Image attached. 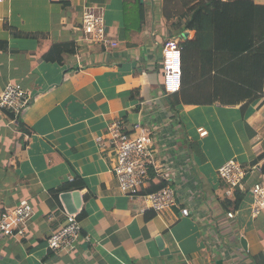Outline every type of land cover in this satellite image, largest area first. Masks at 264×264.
Segmentation results:
<instances>
[{
	"label": "crops",
	"instance_id": "0c3cea01",
	"mask_svg": "<svg viewBox=\"0 0 264 264\" xmlns=\"http://www.w3.org/2000/svg\"><path fill=\"white\" fill-rule=\"evenodd\" d=\"M135 2L0 0V92L7 83L26 92L17 123L13 113L0 108V212L22 199L34 212L23 238L0 236V264H251L249 256L264 255V209L253 217L249 192L253 183L264 182V82L259 98L244 110L246 100L168 110L164 42L173 39L181 47V85L195 99L199 92L191 87L202 83L193 76L214 75L215 36L207 33L200 45L195 31L183 25L172 29L177 16L167 18L164 0H139L142 23L131 11L124 25V8ZM84 9L101 13L104 36L115 46L84 40ZM242 19L224 23L233 28L224 32L228 38L244 37ZM61 43H72L74 53L46 61L51 46ZM234 70L238 82L225 89L230 101L245 80L243 66ZM141 114L161 124L160 156L175 164L171 183L189 216L176 207L157 214L118 188L104 134L112 121L131 124ZM198 128L207 134L199 136ZM184 160L190 163L187 171ZM230 160L260 168L248 170L243 187L236 189L243 194L236 208L228 205L235 191L226 196L217 173ZM59 188L64 190L56 192ZM64 192H77L70 203L81 230L71 253L46 243L65 222ZM228 211L234 219L226 217Z\"/></svg>",
	"mask_w": 264,
	"mask_h": 264
},
{
	"label": "built area",
	"instance_id": "2783aa9c",
	"mask_svg": "<svg viewBox=\"0 0 264 264\" xmlns=\"http://www.w3.org/2000/svg\"><path fill=\"white\" fill-rule=\"evenodd\" d=\"M264 5V0H253ZM81 27L84 40L103 46H115L104 36V24L101 13L92 9L81 12ZM162 86L164 94L177 93L181 87V47L175 40H167L162 48ZM26 103V92L19 84L7 83L0 92V108L13 113V123ZM143 107V103L140 104ZM142 109V108H141ZM149 109V108H148ZM146 109V110H148ZM150 112V111H149ZM139 116L138 121L127 124L117 119L107 125L104 138L113 152V167L118 188L128 198L142 200L150 210L159 214L172 207L179 208L181 216H189V207H183L182 199L176 195L171 181L175 176V164L166 162L165 156H160L161 124L149 116ZM203 137L207 131L197 129ZM190 168V163L184 160L183 171ZM259 170L258 165L243 166L234 160L221 165L218 176L224 182L225 195H233L236 189L242 188L248 170ZM161 185L157 189H149L155 185L154 180ZM163 182V183H162ZM249 192L253 198L251 213L257 217L264 209V182L252 184ZM33 207L26 199H22L14 207H7L0 212V236L23 238L26 227L33 216ZM226 217L234 219V213L228 211ZM54 219V214L49 216ZM81 227L74 213L65 214L64 224H60L46 238L47 246L55 251L71 253L75 249L76 240Z\"/></svg>",
	"mask_w": 264,
	"mask_h": 264
},
{
	"label": "trees",
	"instance_id": "16d2710c",
	"mask_svg": "<svg viewBox=\"0 0 264 264\" xmlns=\"http://www.w3.org/2000/svg\"><path fill=\"white\" fill-rule=\"evenodd\" d=\"M134 4L132 6L133 13L139 17L140 23H142L143 6L140 5L139 0H136ZM163 7L164 14L168 19L172 16H177L170 24V27L174 29L177 25H183L182 28L184 30L195 31L197 39L200 40L198 44L201 45V38L205 39L207 33L210 35V32H213L215 36L212 62L214 75L208 78L206 74H202L201 77L193 76L194 81L200 79V83H202V85L191 87V89L194 88L195 92L198 90V98H190L189 93H187L190 88L182 87V85L177 93L166 95L168 110L176 111L177 106L180 104L203 105L217 102L222 105H235L239 101L246 100L241 106L242 110H244L248 103L259 98L257 92L261 90L264 82V5L254 4L252 0H232L227 2L222 0H164ZM238 15L244 18L242 20L245 23V27L241 28L244 37L240 39L228 38L224 32L233 30V28H224V23H227L228 19L233 20V17L237 18ZM185 17L187 21H183ZM124 25H129L125 19ZM235 26L237 27L238 24L233 27ZM171 35L169 33V36ZM167 40L170 39L167 38ZM64 53H74L72 43L54 44L43 58L46 61L60 62L61 55ZM238 65L241 68L242 66L245 68V80L240 81V83H243L241 87L236 86V88L240 89V92L236 91L235 99L230 101L227 98L228 95L225 89L228 85L231 86L238 82L237 74H233V70L235 69L234 71L236 72ZM210 82L214 85L207 87L206 84H211ZM203 91L205 94L201 95ZM161 185H157L154 188L152 185V188L157 189ZM63 190L59 188L56 192H62ZM242 197L243 194H239L235 190L234 200L228 205L236 208ZM249 259L251 264H264V255L261 252L249 256Z\"/></svg>",
	"mask_w": 264,
	"mask_h": 264
},
{
	"label": "water",
	"instance_id": "95a60500",
	"mask_svg": "<svg viewBox=\"0 0 264 264\" xmlns=\"http://www.w3.org/2000/svg\"><path fill=\"white\" fill-rule=\"evenodd\" d=\"M141 2H142V0H141ZM72 197L74 199L77 198V192H72V193L64 192L60 195L62 203L64 204V206L68 210V213H70V214L73 213L72 210L74 209V208H72L71 203H70Z\"/></svg>",
	"mask_w": 264,
	"mask_h": 264
},
{
	"label": "rangeland",
	"instance_id": "374dc122",
	"mask_svg": "<svg viewBox=\"0 0 264 264\" xmlns=\"http://www.w3.org/2000/svg\"><path fill=\"white\" fill-rule=\"evenodd\" d=\"M131 11H133L132 7H126V9H125V18H126L127 21L129 19V16L131 15ZM123 16H124V11H123Z\"/></svg>",
	"mask_w": 264,
	"mask_h": 264
}]
</instances>
